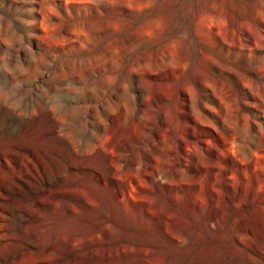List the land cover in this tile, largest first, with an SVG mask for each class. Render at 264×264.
<instances>
[{
    "label": "rangeland",
    "instance_id": "374dc122",
    "mask_svg": "<svg viewBox=\"0 0 264 264\" xmlns=\"http://www.w3.org/2000/svg\"><path fill=\"white\" fill-rule=\"evenodd\" d=\"M0 264H264V0H0Z\"/></svg>",
    "mask_w": 264,
    "mask_h": 264
}]
</instances>
